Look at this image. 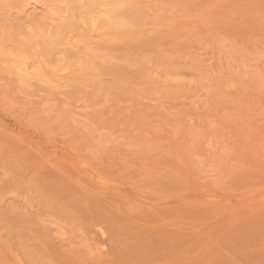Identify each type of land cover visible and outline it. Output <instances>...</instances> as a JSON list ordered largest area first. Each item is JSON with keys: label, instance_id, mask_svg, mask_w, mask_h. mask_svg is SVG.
<instances>
[{"label": "rangeland", "instance_id": "obj_1", "mask_svg": "<svg viewBox=\"0 0 264 264\" xmlns=\"http://www.w3.org/2000/svg\"><path fill=\"white\" fill-rule=\"evenodd\" d=\"M0 264H264V0H0Z\"/></svg>", "mask_w": 264, "mask_h": 264}, {"label": "bare ground", "instance_id": "obj_2", "mask_svg": "<svg viewBox=\"0 0 264 264\" xmlns=\"http://www.w3.org/2000/svg\"><path fill=\"white\" fill-rule=\"evenodd\" d=\"M100 2V1H99ZM103 3V2H102ZM104 7V5L103 4H101V7ZM104 10V9H103ZM93 13V12H92ZM103 11H102V9H99V10H97V11H95L94 12V14H95V16L94 17H97L96 19H100V17L102 18V16L104 17L105 15H103ZM92 15V14H91ZM102 15V16H101ZM93 16H92V18H93ZM99 17V18H98ZM99 23V22H98ZM92 25H93V23H92ZM94 27V26H93ZM26 64V63H25ZM21 70V69H20ZM25 71V70H24ZM22 72V71H21ZM27 72V71H26ZM174 80V79H173ZM178 82V81H177ZM184 82V81H183Z\"/></svg>", "mask_w": 264, "mask_h": 264}]
</instances>
